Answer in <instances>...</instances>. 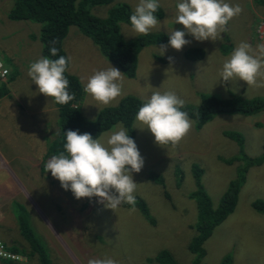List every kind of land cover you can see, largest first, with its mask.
<instances>
[{
	"label": "rangeland",
	"instance_id": "rangeland-1",
	"mask_svg": "<svg viewBox=\"0 0 264 264\" xmlns=\"http://www.w3.org/2000/svg\"><path fill=\"white\" fill-rule=\"evenodd\" d=\"M178 2L158 0L162 16L157 18L159 23L150 32H160L169 39L168 32L171 29L184 30L182 25L173 24ZM225 2L232 6L239 4L243 11L228 22L227 30L221 33V39L199 42L186 35L185 39L191 43L179 51L169 46L163 54L160 45H167L168 40L142 47L137 54L134 76L123 78L122 94L110 104L103 105L84 92L80 105L83 115L93 118L101 108L115 105L125 95L142 99L152 91H172L189 106H197L202 93L217 98H227L233 93L246 99L264 98V87L249 86L235 77L225 82L219 75L224 61L238 43L247 42L253 48L264 44V22L260 23L264 16V6L257 4L259 0ZM116 3H126L133 12L139 0H113L108 4L91 5L88 9L92 15L104 17L109 7ZM10 5L11 0H0V50L16 46L11 54L18 57V65L23 66L26 58H22L21 52L30 56V62L31 59L41 58L36 34L38 24L7 19L5 11ZM17 23L25 25L20 27ZM118 26L124 39L141 35L133 31L131 24L119 22ZM25 38L30 42L21 51ZM227 43L230 48L225 50L221 45ZM62 45L67 56L71 57L69 70L78 76L83 87L86 78L94 70L113 66L73 26L69 28ZM188 48H200L203 51L202 58H186L184 53ZM7 53L0 56V59L9 71L8 65H17L15 62L9 63L11 56ZM29 83L27 79L20 81L22 87L36 96ZM38 102L39 107L35 106L37 109L32 114L42 117L32 116L29 121L19 115L18 106L12 107L13 101L5 105L0 102V157L5 163H0V202L3 214L7 213L10 221L15 219L11 209L14 211L16 204L26 209L27 220L49 250L52 264H87L89 259L105 257L113 258L119 264H141L159 249L169 250L178 264H190L192 255L187 244L196 221V203L187 197L195 189L191 167L200 168V183L212 205L217 206L221 194L228 182L236 176L237 167L241 163L223 162L238 155L239 146L221 131L229 130L240 135L242 150L248 157L256 158L264 152V110L248 116L215 115L198 130L191 119L190 131L175 146L157 145L147 129H138L143 126L133 118V139L144 158L142 170L132 174L137 183L133 195L146 204L148 215L153 220L150 223L136 207L121 204L112 210L98 203L96 197L76 199L70 190L61 187L50 171H44L45 163L51 158L45 156L48 143L45 139L46 136L51 137L57 127V114L52 104L46 103L45 99ZM41 108L42 113L39 112ZM223 116L226 118L221 119ZM114 126L96 139L103 142L105 133ZM25 150L31 156L25 155ZM149 173L161 175L164 187L148 179ZM257 199L264 200V162L247 169L234 209L213 228L203 242L205 255L200 264H219L226 255L230 257L231 264H264V214L251 207V201ZM10 228L8 231L3 230L7 231V240L12 241L9 243L5 238L3 241L9 246L24 249L27 245L18 229L16 226ZM20 259L0 261V264H37L34 256Z\"/></svg>",
	"mask_w": 264,
	"mask_h": 264
},
{
	"label": "clouds",
	"instance_id": "clouds-1",
	"mask_svg": "<svg viewBox=\"0 0 264 264\" xmlns=\"http://www.w3.org/2000/svg\"><path fill=\"white\" fill-rule=\"evenodd\" d=\"M160 5L158 0H139L130 16V24L137 34L148 35L159 21L155 13ZM243 11L242 7L226 3L225 0H179L173 24H180L184 30L169 33L167 45H160V52L170 46L179 51L191 43L185 36L194 40L218 41L226 25ZM56 40L51 41L49 49L56 56ZM171 59V58H169ZM71 57L60 56L58 59L41 57L31 62L27 75L37 86L39 93L53 98L60 105L68 104L75 98L69 93V80L64 73ZM7 75V69H5ZM219 75L228 82L233 77L249 86L264 87V44L255 48L247 42H240L224 61ZM124 74L113 66L104 70H94L86 78L83 90L97 102L108 105L122 94ZM258 79L261 81L258 83ZM135 120L154 137V142L161 145H177L190 131L192 120L187 111L181 109L185 100L172 91L161 93L152 91L143 96ZM63 151L53 155L45 163L44 171L60 182L64 190H70L76 199L98 198L97 202L106 208L116 209L122 203L135 205L133 195L137 183L133 173H139L144 166L133 138L122 123L105 133V139H96L88 133L68 130L64 133ZM87 264H119L113 258L89 259Z\"/></svg>",
	"mask_w": 264,
	"mask_h": 264
},
{
	"label": "trees",
	"instance_id": "trees-1",
	"mask_svg": "<svg viewBox=\"0 0 264 264\" xmlns=\"http://www.w3.org/2000/svg\"><path fill=\"white\" fill-rule=\"evenodd\" d=\"M111 1L113 0H11L10 7L5 11V17L12 21L25 20L38 24L37 40L40 44L41 57L53 60L58 59L60 56L67 58L62 42L69 28L73 26L92 42L102 58L119 69L125 77H133L137 54L141 48L151 43L166 42L168 37L160 32H149L148 35H139L129 40L124 39L119 32L118 23L130 24V16L133 13L126 3L112 5L104 17H98L89 12L88 7L91 5H103ZM2 4H5V2ZM257 4L264 6V0H259ZM155 15L160 18L162 16L161 10L158 9ZM53 39L56 40L55 47L58 49L56 56H52L49 51ZM225 41L227 42L228 39L225 38ZM221 47L227 50L230 48V44H222ZM184 56L191 60H198L202 58L203 51L200 48H188ZM68 67L64 75L69 80L68 91L70 94L75 93V98L68 104L60 105L49 97L57 114V127L51 133V137L47 139L45 156L58 155L64 150L63 144L66 142L64 133L68 130L78 131L79 133L88 132L93 138H97L115 124L122 123L129 136L133 138L132 120L142 105L143 99L128 94L121 97L115 105L101 108L93 118L84 116L80 107L85 96L83 86L79 82L78 76L76 77L75 74L71 73ZM4 87V84L1 83L0 96L6 93ZM199 96L201 101L197 106L185 105L181 109L188 112L190 119L194 121L196 130L215 115L239 114L248 116L264 110V98L246 99L235 93L229 94L227 98H217L211 94L203 93ZM222 118H226V116ZM221 133L235 141L239 146V154L225 159L223 162L230 164L234 161H240L241 163L237 167L236 176L228 182L226 189L221 194L217 206L212 205L200 183V168L197 166L191 167L195 189L189 192L187 197L193 199L196 203V221L192 227V236L187 244V248L192 255L190 264H200L205 255L203 242L210 236L213 228L220 224L234 209L247 169L264 162V152L256 158L248 157L243 152L240 135L229 130L221 131ZM147 178L164 187L161 175L149 173ZM135 199V205L127 203H122V205L136 207L152 223V217L148 215V209L144 201L138 197H135ZM251 207L264 214V200L251 201ZM14 213L19 233L27 246L24 249H17L14 246L9 249L21 253L27 258L36 257L37 264H52L49 250L27 220L26 209L20 204H16ZM141 264L178 263L169 250L159 249L155 254L146 257ZM219 264H231L230 257L223 256Z\"/></svg>",
	"mask_w": 264,
	"mask_h": 264
},
{
	"label": "crops",
	"instance_id": "crops-1",
	"mask_svg": "<svg viewBox=\"0 0 264 264\" xmlns=\"http://www.w3.org/2000/svg\"><path fill=\"white\" fill-rule=\"evenodd\" d=\"M261 19H262V21L260 23H263L264 22V16H262ZM20 21H22V20H20ZM16 25L21 27V26L25 25V23H17ZM29 42L30 41L27 38H25L24 41H23V44H22L23 47L21 46L20 47V50L21 51H24L25 50V46L24 45H28ZM16 48L17 47L15 46V47H12V48L9 47L6 50H0V56H2L4 53H6L8 51L7 54H9L11 56L10 57V60L11 61L9 63L15 62L14 64L17 65L16 67H13V66L8 65L9 72H8V75H7L5 84H4V86H5L4 88L6 90V93L4 95L0 96V102H3L4 105H5L9 101H13L14 104H13L12 107L18 106L17 107V112L19 113V115H22L24 119H26L27 121H29V119H31L32 116L33 117H35V116L42 117V115H38V114L37 115L36 114L34 115V114H32L33 111L37 109L36 107L37 106L39 107L40 102H38V101H41V99H45L46 100V103L48 102V103H51L52 104V102L49 99V97H46V96H44L43 94H41V93H39L37 91V86L34 83H32L30 77L27 75V69H28L30 63L32 61H36L38 59H31V62H30L29 59H28V57H30V56H28V54L26 52H21V54L23 56L22 58L25 57L26 58L25 59L26 62H25V64L23 66H21V64L18 65L19 58L18 57L16 58V57H14V55L11 54L13 52V50L16 49ZM39 48H40V45H39ZM94 53H95V51H94ZM40 56H41V54H39V57ZM91 57L92 58L95 57V54L93 56H91ZM14 58H15V61H14ZM27 61H29V62H27ZM68 69H69V67H68ZM23 79H27L30 82L29 84L34 88V90L36 92V96L31 95V92L30 91H27L25 87H22L20 85V81L23 80ZM24 100L29 101V102H25ZM54 110H55V108H54ZM39 112L42 113L43 112V109L41 108ZM7 128L8 127H6V129ZM0 133H2V132H0ZM49 138H50V136H48V137L46 136V139L45 140H47ZM9 144L8 145L11 146V142H9ZM25 147H27V146L25 145ZM21 148H23V147H21ZM24 154L31 156V154L27 150H25ZM47 156H50V155H47ZM32 157H33V155H32ZM0 163H1V165H4L5 164L3 162V160H2L1 157H0ZM32 170L34 172V169H32ZM1 204H2V202H0V211H1V214H2V215L0 214V227H3V226L4 227L1 229L2 231L0 230L2 232V236H3V237L0 236V240L3 242V244H4L5 247H12V245L9 246L7 243H5V241H3L4 240L3 238H5L6 241L9 242V243H10V241H12V239L10 241L7 240V236H6L7 234H6V232L9 229H11L10 227H13V226H16V228L18 229L17 223H16V220L15 219H13V220L10 221L9 215L7 213H4L3 214V210H2ZM11 214L14 215V217H15V213H14L13 209H11ZM13 222H15V223H13ZM12 224H14V225H12ZM3 229H6L7 231L6 230H3ZM18 232H19V230H18ZM19 249H21V248H19ZM8 250L11 251L10 249H8ZM11 252L14 253V254H16V255H18L20 258H24V259L26 258L21 253H16V252H13V251H11ZM19 260H21V259H19ZM19 260H10V259H4V258H1L0 257V261H2V262L3 261H5V262H8V261H19Z\"/></svg>",
	"mask_w": 264,
	"mask_h": 264
},
{
	"label": "built area",
	"instance_id": "built-area-1",
	"mask_svg": "<svg viewBox=\"0 0 264 264\" xmlns=\"http://www.w3.org/2000/svg\"><path fill=\"white\" fill-rule=\"evenodd\" d=\"M5 69H7V75H8V68L4 65V63L0 60V84H5V80L7 75H5ZM5 79V80H4ZM0 257L4 259H10V260H19L20 257L11 251H9L3 244V242L0 240Z\"/></svg>",
	"mask_w": 264,
	"mask_h": 264
}]
</instances>
